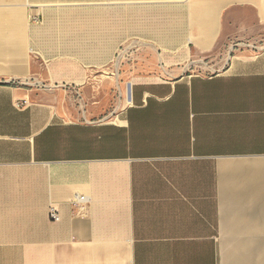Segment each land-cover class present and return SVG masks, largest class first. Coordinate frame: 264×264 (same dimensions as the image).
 <instances>
[{
    "label": "crops",
    "instance_id": "0c3cea01",
    "mask_svg": "<svg viewBox=\"0 0 264 264\" xmlns=\"http://www.w3.org/2000/svg\"><path fill=\"white\" fill-rule=\"evenodd\" d=\"M238 42L264 0H0V264H264V47ZM126 43L125 99L81 113Z\"/></svg>",
    "mask_w": 264,
    "mask_h": 264
},
{
    "label": "rangeland",
    "instance_id": "374dc122",
    "mask_svg": "<svg viewBox=\"0 0 264 264\" xmlns=\"http://www.w3.org/2000/svg\"><path fill=\"white\" fill-rule=\"evenodd\" d=\"M264 47V42L263 46ZM129 51V43L123 46L119 53H117L116 59L106 68L97 70L94 72V77L91 78V83L87 84V89H89V94L86 99L82 101V106L80 112L83 110L92 113L95 116H105L111 112L113 103L118 100L125 99L126 84L121 81L120 88L124 91V95H121L119 86L115 82V69L123 62H126L125 54ZM119 67V66H118ZM106 75L107 77L103 76ZM109 75H112V83L109 82ZM111 81V80H110Z\"/></svg>",
    "mask_w": 264,
    "mask_h": 264
},
{
    "label": "built area",
    "instance_id": "2783aa9c",
    "mask_svg": "<svg viewBox=\"0 0 264 264\" xmlns=\"http://www.w3.org/2000/svg\"><path fill=\"white\" fill-rule=\"evenodd\" d=\"M248 46L249 48L253 49V50H258V49H262L263 47L261 45H250V44H245L243 42H238L236 44H233L231 46V51L233 53H235L237 51V53L239 51H243L245 50V47ZM27 84V82L25 83ZM29 84V82H28ZM28 102L26 100H23L21 103L19 102L17 105L21 106V105H26ZM71 203H73V205L81 212V211H88L90 203L88 201V197L85 195H80L77 196ZM49 217L51 220L53 221H60V208L55 205V204H51L50 208H49Z\"/></svg>",
    "mask_w": 264,
    "mask_h": 264
},
{
    "label": "bare ground",
    "instance_id": "6f19581e",
    "mask_svg": "<svg viewBox=\"0 0 264 264\" xmlns=\"http://www.w3.org/2000/svg\"><path fill=\"white\" fill-rule=\"evenodd\" d=\"M118 66H119V65H118ZM118 66H117V69L119 68Z\"/></svg>",
    "mask_w": 264,
    "mask_h": 264
}]
</instances>
